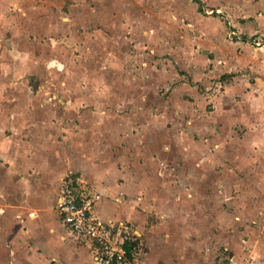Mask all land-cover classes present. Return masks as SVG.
<instances>
[{"label":"rangeland","instance_id":"1","mask_svg":"<svg viewBox=\"0 0 264 264\" xmlns=\"http://www.w3.org/2000/svg\"><path fill=\"white\" fill-rule=\"evenodd\" d=\"M211 9L203 0H29L0 25V147L12 155L32 145L30 130L50 113L47 142L67 162L87 155L141 177L146 192L125 218L138 231L132 264L264 262V109L252 74L230 84L227 100L233 73L209 63L195 20L216 16Z\"/></svg>","mask_w":264,"mask_h":264},{"label":"crops","instance_id":"2","mask_svg":"<svg viewBox=\"0 0 264 264\" xmlns=\"http://www.w3.org/2000/svg\"><path fill=\"white\" fill-rule=\"evenodd\" d=\"M203 1L215 7L211 9L212 14L221 16H195V20L200 24L198 30L206 36L204 45L209 48L204 50L212 54L208 55L209 63L216 65L223 73H233V80L230 78L224 81L229 82L225 87L227 100L232 95L230 84L234 80L238 81L241 75L252 74L256 78L254 86L258 91V95L253 98L255 102H261L260 108L263 110L264 0ZM28 2L0 0V25L8 18L13 7L20 8ZM231 29L236 31L239 38L229 39ZM254 40H261L263 45L256 46L252 43ZM32 86L37 91V83ZM12 115H7V119L26 117ZM39 118L41 120L38 124L44 126L37 125L33 130L29 128V133L37 136L32 145L24 147V141H21L12 155L0 147V264H98L86 245L81 246L74 241L72 243L63 237L65 228L57 209L59 182L61 187L63 179L69 175L68 171H81L71 169L85 168L91 178L89 181L93 183L89 187L100 199L95 205L97 214L100 212L99 205L103 203L123 219L101 217L105 221H125V218L136 215L132 198L136 197L137 191H145L146 184L141 177L132 178L125 168L119 169L113 165L101 167L90 162L87 155L79 163L67 162V151L64 149L62 153L58 150L59 144L47 142L46 136H50L56 127L53 121L55 117L43 113ZM3 120L4 116H0V130L5 128L2 126ZM228 120L231 125L239 121L235 113L230 114ZM13 126L16 127L15 124ZM19 150L25 152L17 154ZM56 192L58 195L55 198ZM140 199L136 197L133 200L138 202ZM230 263H235L234 257Z\"/></svg>","mask_w":264,"mask_h":264},{"label":"built area","instance_id":"3","mask_svg":"<svg viewBox=\"0 0 264 264\" xmlns=\"http://www.w3.org/2000/svg\"><path fill=\"white\" fill-rule=\"evenodd\" d=\"M229 36L239 38L234 29ZM252 43L263 45L261 40ZM97 198L83 177L69 174L63 179L57 209L66 235L84 243L98 264H132L138 246H133L129 255L125 244L137 241L138 231L125 221H105L99 217L95 208ZM253 259L245 264H255Z\"/></svg>","mask_w":264,"mask_h":264},{"label":"trees","instance_id":"4","mask_svg":"<svg viewBox=\"0 0 264 264\" xmlns=\"http://www.w3.org/2000/svg\"><path fill=\"white\" fill-rule=\"evenodd\" d=\"M133 246L134 247L137 246V242L136 241L125 244V248L127 249L129 255L131 254Z\"/></svg>","mask_w":264,"mask_h":264}]
</instances>
